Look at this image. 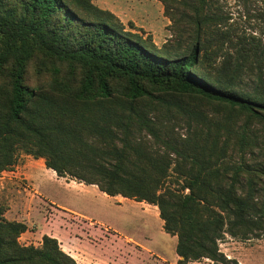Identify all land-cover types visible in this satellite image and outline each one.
<instances>
[{"label":"trees","instance_id":"obj_1","mask_svg":"<svg viewBox=\"0 0 264 264\" xmlns=\"http://www.w3.org/2000/svg\"><path fill=\"white\" fill-rule=\"evenodd\" d=\"M158 1L160 46L91 0H0V173L43 158L157 206L179 264H238L219 240L264 236V0ZM26 228L0 212V264H79Z\"/></svg>","mask_w":264,"mask_h":264},{"label":"rangeland","instance_id":"obj_2","mask_svg":"<svg viewBox=\"0 0 264 264\" xmlns=\"http://www.w3.org/2000/svg\"><path fill=\"white\" fill-rule=\"evenodd\" d=\"M91 1L113 12L126 28L128 22H132L134 30L143 36L149 34L157 46L171 37L170 20L158 0ZM223 5L225 11L233 16L237 14L235 0H223ZM41 168L35 158L21 154L12 170L0 173L2 216L7 220L25 222L27 226L18 238L20 244L39 246L42 236L47 234L55 237L65 252H70L68 246L72 245L78 254V259H74L79 264L80 255L87 250L107 255L110 249L119 255V259L127 258L125 262L121 259L122 264H179L175 252L176 236L164 231L157 206L145 201L141 204L127 197L117 199V196L103 194L89 185L71 184L47 171L42 172ZM91 221L99 230L90 226ZM127 237L136 241V247L130 248L131 245L125 243ZM141 245L162 257V263H154V256L146 260ZM218 246L226 258L234 259L238 264H264V236L240 239L225 235ZM186 264L233 263H214L203 258Z\"/></svg>","mask_w":264,"mask_h":264},{"label":"crops","instance_id":"obj_3","mask_svg":"<svg viewBox=\"0 0 264 264\" xmlns=\"http://www.w3.org/2000/svg\"><path fill=\"white\" fill-rule=\"evenodd\" d=\"M28 156V155H27ZM38 162H39V165H40V167H43V169L41 168L40 170L42 171V172H45V171H47L48 173H51V174H53L55 177H57V179H59V178H61V179H63V180H65L66 182H70L71 184H77V185H81V186H84V185H89V186H92V187H94V188H97L98 189V187L96 186V185H94V184H84L83 182H81V181H79V180H75V179H72V178H68V177H59V176H57L56 175V173H55V171L54 170H52L51 168H47L46 166H45V164H44V160H43V158H37L36 159ZM17 168H19V166L17 167ZM19 171L20 170H17V172L19 173ZM17 172H15V173H17ZM66 179H68V181L66 180ZM103 194H105L104 192H102ZM114 196H117V199H126V197H122V196H120V195H114ZM139 203H141V204H144L145 202L144 201H139ZM154 207H155V205H154ZM5 217H6V214H5ZM90 223H92V221L90 222ZM90 226H94L93 225V223H92V225L90 224ZM93 229L94 230H97L98 228H95V227H93ZM99 230V229H98ZM101 231V230H100ZM173 237H175V236H173ZM102 240V239H101ZM126 240L128 241V242H125V243H127V244H129V245H131L130 246V248L133 246V247H136V241H134V240H132L131 238H129V237H127L126 238ZM125 240V241H126ZM124 244V243H123ZM72 246V245H71ZM71 246H68L69 247V249H71V251L70 252H67L68 254H70L73 258H77L78 256V254L75 252V249L74 248H72ZM142 246V245H141ZM96 247V246H95ZM132 247V248H133ZM111 251H109L108 250V253H107V255H104V253L103 252H101V251H99L98 253H93V251L92 250H87V252H84V254H81L80 256H81V264H122L123 262H122V260L121 259H123L124 260V262L125 261H127V258H124V256H123V258L122 257H120V259H119V255H116V254H114V252H113V250L112 249H110ZM141 252L144 254V257H145V259L146 260H150V258H149V256H154V257H156V260H155V262L154 263H162V261H163V258L162 257H158V256H156L155 254H153L152 253V251L148 248V247H146V246H142V248H141ZM130 257V256H129ZM137 256H135L134 255V258H136ZM180 258V257H179ZM78 259V258H77ZM80 260V259H79Z\"/></svg>","mask_w":264,"mask_h":264}]
</instances>
